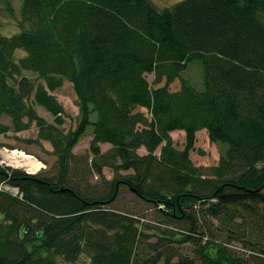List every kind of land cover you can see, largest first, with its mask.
Segmentation results:
<instances>
[{
	"label": "trees",
	"instance_id": "16d2710c",
	"mask_svg": "<svg viewBox=\"0 0 264 264\" xmlns=\"http://www.w3.org/2000/svg\"><path fill=\"white\" fill-rule=\"evenodd\" d=\"M19 1V31L0 36V134L35 124L57 161L0 164V264H264V0ZM192 63L200 87L183 77ZM65 80L79 108L67 131ZM90 125L86 164L74 148ZM203 129L224 146L213 166L190 156ZM125 191L151 217L121 206Z\"/></svg>",
	"mask_w": 264,
	"mask_h": 264
},
{
	"label": "rangeland",
	"instance_id": "374dc122",
	"mask_svg": "<svg viewBox=\"0 0 264 264\" xmlns=\"http://www.w3.org/2000/svg\"><path fill=\"white\" fill-rule=\"evenodd\" d=\"M181 0H152L158 7L171 6L174 3ZM7 2V3H6ZM10 3V4H9ZM20 18V1L12 0H0V36H11L14 33L19 31L18 19ZM25 52L21 49L16 51V58L24 56ZM183 77L189 78L197 87L201 86V71L199 66L196 63H192L183 73ZM147 78L149 82L154 86L165 85V80L159 84H154V74H148ZM181 86L179 79H176L170 84L171 90H177ZM53 94L57 97L58 101L63 105L65 109V123L62 125V129L67 131L70 128H74L77 124V115L79 108L77 106V98L74 92L72 83L68 80H65L63 85L56 89ZM36 109L38 113L44 117L47 121L53 122V116L46 111L43 107L37 105ZM145 111V109H142ZM0 123L10 124V119L6 116L0 118ZM92 125L87 129L86 135L81 139V141L75 146L74 152L79 161H86V164H90L92 158L90 152V141L92 138ZM171 136L180 149L184 147L185 144V133L184 131L177 130L171 133ZM111 148V145L108 143L101 144L102 151H107ZM224 146L211 142L207 131L200 130L196 135L195 148L191 151L190 156L192 161L197 166H213L216 165L219 161L221 152L223 151ZM17 150V152L23 151L24 153L31 155L32 160L36 161L38 168L32 170L28 167L17 166L10 162L12 156L17 154H12V151ZM159 153V150L157 151ZM140 154H145L146 150L144 147L139 149ZM89 160V161H88ZM57 161V156L53 153V147L50 142L46 140H38V128L33 124L29 129L21 132H7L5 134H0V164L3 166H11L14 168H20L26 172L37 173H53L55 171V164ZM104 174L107 178L113 176V171L109 167L104 168ZM85 180L88 184L93 185L98 181V176L91 173L89 170L85 174ZM5 190H9L13 193H17V189L11 187L7 184L1 185ZM121 206L133 207L135 210L145 213L147 217H151V211L147 209V205H142L137 202L135 198L128 192H124L123 196L120 199ZM237 248L241 245L236 244ZM243 252V250H242ZM73 264H88L87 257L82 256L77 262Z\"/></svg>",
	"mask_w": 264,
	"mask_h": 264
},
{
	"label": "bare ground",
	"instance_id": "6f19581e",
	"mask_svg": "<svg viewBox=\"0 0 264 264\" xmlns=\"http://www.w3.org/2000/svg\"><path fill=\"white\" fill-rule=\"evenodd\" d=\"M12 154H17L16 156L10 157V162L16 164L17 166L28 167L32 170H36L38 168V164L36 161H33L31 155L24 153L23 151L17 152V150L12 151Z\"/></svg>",
	"mask_w": 264,
	"mask_h": 264
}]
</instances>
